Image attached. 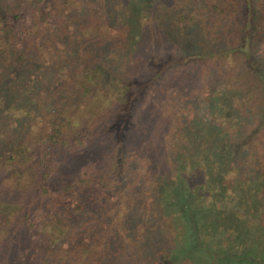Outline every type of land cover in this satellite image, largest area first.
<instances>
[{"label": "trees", "instance_id": "obj_1", "mask_svg": "<svg viewBox=\"0 0 264 264\" xmlns=\"http://www.w3.org/2000/svg\"><path fill=\"white\" fill-rule=\"evenodd\" d=\"M13 106L0 264H264V0H0Z\"/></svg>", "mask_w": 264, "mask_h": 264}, {"label": "rangeland", "instance_id": "obj_2", "mask_svg": "<svg viewBox=\"0 0 264 264\" xmlns=\"http://www.w3.org/2000/svg\"><path fill=\"white\" fill-rule=\"evenodd\" d=\"M132 12L133 11H132V9L129 6H126V5H123L122 3H119V5L117 6V10H116L115 17H110V19H115V23H117V25H125V23H124L125 22V19L128 18L129 15H132ZM130 33H131V31H130ZM127 37L130 38V36H127ZM106 45H109V42L106 43ZM108 82L111 83L108 86L109 89L112 86H114V88L115 87H117L119 89L122 88V84L120 83L119 79L110 78L108 80ZM0 112L2 113L3 116H6L10 120L12 119L13 116L19 117L20 116V113H21V111H20V109H19L18 106H13V107H11L8 110L1 109Z\"/></svg>", "mask_w": 264, "mask_h": 264}]
</instances>
